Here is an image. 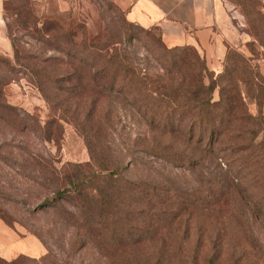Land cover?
I'll use <instances>...</instances> for the list:
<instances>
[{"label": "rangeland", "instance_id": "rangeland-1", "mask_svg": "<svg viewBox=\"0 0 264 264\" xmlns=\"http://www.w3.org/2000/svg\"><path fill=\"white\" fill-rule=\"evenodd\" d=\"M224 4L220 69L206 66L214 79L231 70L232 80L218 83L238 92L236 120L209 139L197 129L191 138L185 130L151 127L127 85L108 89L103 74L93 80L102 68L94 67L96 59L111 47L156 85L189 86L193 79L188 69H174L157 31L126 20L124 0L6 3V36L9 30L20 58L12 44L0 51L9 61L0 62V221L16 242L0 264H264V162L255 163L256 152L264 155V86L252 92L253 82H244L257 77L264 85V0ZM78 72L80 82L58 78ZM76 83L84 90L68 91ZM68 181H87L84 195L46 205ZM127 187L131 202L123 201ZM140 191L172 208L188 207L172 221L159 217L151 239L118 248L67 220L81 222L84 213L108 206L118 224L126 204L135 211L132 228L141 230ZM109 196L114 202L103 205Z\"/></svg>", "mask_w": 264, "mask_h": 264}, {"label": "trees", "instance_id": "trees-1", "mask_svg": "<svg viewBox=\"0 0 264 264\" xmlns=\"http://www.w3.org/2000/svg\"><path fill=\"white\" fill-rule=\"evenodd\" d=\"M142 29L147 33H152V31L158 32L157 37L161 47L173 56L172 66L174 69H188L192 72L193 79L190 80V85H184L183 83H179L180 85L176 87L171 84L167 87L156 85L149 81L146 76H142L139 72H136L130 64L120 61L118 55L113 52L112 47L110 48L112 51L111 53L107 51L106 55L100 56L99 59H96L97 61L94 64V67L101 63L102 68H98L94 71L92 77L93 80L94 78L97 79L100 74H103V77L106 80L105 86L108 89H115L119 85L120 88L123 89L124 86L127 85L128 93L133 98H137L142 101L136 108L148 116V124L151 127H157V125H160L165 132L173 133L185 130L191 135V138H193L197 129L201 136L208 133V138L212 139L224 127L230 128L236 120L235 111L237 108L236 102L238 92H233L229 88L219 85L218 81L226 80L230 82L232 80L230 77L231 70L224 69L214 79L212 71L206 66L205 59L200 58L194 47L190 45L167 46L162 41L161 34L157 29ZM7 33L14 49V59L18 60L20 56L15 48L14 39L11 37L9 30H7ZM188 49L193 51V60L188 57ZM177 50H183V52L178 54L176 53ZM227 56L228 55H226V57ZM0 62L7 65L9 64L8 59L2 55H0ZM41 75L45 77L46 81L54 83V86H57V78L55 79L51 77V75H47L45 73ZM206 76L210 79L208 84L203 81ZM62 77H66L67 81L72 79L75 81L79 80V82L80 80L82 81L81 72H78L76 77L73 75L70 77L67 74H61L58 78ZM254 80L244 81L246 84L251 81L253 82V88L249 87L252 92L255 88L262 89V86H264L262 83L263 81L259 80L257 77H255ZM216 87L219 88V98L214 100L213 91ZM84 88L85 86H83L82 83H76L75 85H72L68 91L84 90ZM79 92L80 91H77V93ZM253 96L256 98L259 97L257 94ZM185 123L186 126L182 127V124ZM202 141L203 138L201 137L198 143L200 144ZM259 144L261 145V143ZM256 147L257 146L255 145L252 149L255 150ZM250 148L251 147L247 149ZM262 148L264 151V146H262ZM256 155L259 156V159H257L255 163L262 167L264 155L263 153L260 154L257 152ZM68 182V187L58 190L56 195L49 201H46L45 204L55 207L57 206L59 200H67L68 196L73 192H79V194H82V191L84 190L83 186L87 183V181ZM130 192L131 188L127 187L125 190V199H123L124 202L132 201L130 198L132 193ZM138 200L142 205H144V207H141L137 213L143 215V219L140 221L143 225L141 230L132 228L131 222L135 220V211L130 209L128 207L129 205L126 206V204L122 209L124 213V221H118V224L114 223L116 215L115 212L112 213L111 207L108 206H105L106 208L102 206L101 208L103 212L99 211V213L97 212L98 214L92 213L93 211L91 213H84L81 222L70 219L67 220L70 223L76 222L75 224L73 223L74 226L78 223V227L86 228L89 231L94 230L103 242L115 246L113 248H118L120 246L134 245L151 239L157 225L160 224L159 221L161 220L159 217L168 216V218L172 221V215L178 212V208H180L179 213H181L183 209L185 210L188 207V205L183 204L181 207L176 205L172 208L171 206H167L166 202H160V200H156L153 197L151 198L149 195H146L144 191H140ZM108 201H112L113 203L114 199L110 196L101 199V203L103 205H105ZM158 203H161V207L155 208V205H158ZM178 216L179 215L175 216V218H178Z\"/></svg>", "mask_w": 264, "mask_h": 264}, {"label": "crops", "instance_id": "crops-1", "mask_svg": "<svg viewBox=\"0 0 264 264\" xmlns=\"http://www.w3.org/2000/svg\"><path fill=\"white\" fill-rule=\"evenodd\" d=\"M0 0V51L11 50L6 36L4 6ZM125 17L145 29H157L167 46L190 45L215 72L224 55L219 29L226 17L224 0H124ZM15 232L0 221V256L7 257L15 245Z\"/></svg>", "mask_w": 264, "mask_h": 264}]
</instances>
